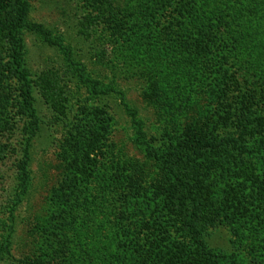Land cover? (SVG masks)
<instances>
[{
    "label": "rangeland",
    "instance_id": "1",
    "mask_svg": "<svg viewBox=\"0 0 264 264\" xmlns=\"http://www.w3.org/2000/svg\"><path fill=\"white\" fill-rule=\"evenodd\" d=\"M129 1L28 0L25 24L42 23L57 44L20 28L19 70L12 59L14 45L0 37V264H136L146 237L158 232L154 222L184 238L171 204L164 201V173L145 145L135 143L134 118L143 139L158 151L176 143L196 111L227 118V124L218 125L219 137L241 136L248 147L264 145V78L250 76L264 74L258 50L236 59L249 67L246 77L238 76L242 91L217 96L212 88L236 55L226 51L224 64H214L202 48L184 69L179 60L185 49L177 34L182 28L166 31L169 17L162 16L156 28L146 30L142 14H129ZM93 81L99 82V93L93 92ZM105 88L110 90L101 92ZM252 88L256 91L248 95ZM192 98L196 109L190 110ZM96 108L110 117L104 146L89 174H78L82 182L73 196L56 203L52 192L67 166L64 143L73 141ZM241 121L246 131H260H243ZM221 157L208 180L215 202L220 204L231 187L239 202L224 208L203 235L230 254L224 264H264V197L256 185L264 182V150H232ZM244 169L253 171V180L240 177Z\"/></svg>",
    "mask_w": 264,
    "mask_h": 264
},
{
    "label": "trees",
    "instance_id": "2",
    "mask_svg": "<svg viewBox=\"0 0 264 264\" xmlns=\"http://www.w3.org/2000/svg\"><path fill=\"white\" fill-rule=\"evenodd\" d=\"M127 4L131 7L129 14H142L145 18L143 21L146 30L156 28L160 23L159 17L162 16L169 17L166 31H170V28L173 30L174 27L182 28L177 34L181 39V47L185 49V56L182 54L179 60L181 66L185 65L184 69L190 63L197 61L202 48L204 52H207L205 49L208 50L210 57L213 55L214 64L220 61L224 64L223 58L226 51L231 56L236 55L232 57L234 63H230V66L224 69L216 81L217 85L212 88V92L216 91L217 96L221 94L225 96L230 90L242 91L243 86L238 76L246 77L249 67L236 59H243L245 52L253 56L254 48L259 52L257 57L261 59L264 57V0H130ZM168 7L172 10L169 11ZM9 8H12V12ZM28 10V0H0V37L14 45L12 59L17 70L21 65L22 43L16 34L20 28L27 26L30 30L42 35L47 44H57L51 31L42 23L25 24ZM9 11L11 17L9 21H6L5 17ZM178 16L181 17L178 18ZM147 32L150 33V31ZM243 44L246 45L244 50L241 48ZM190 47H193L194 54L190 52ZM240 50L242 52H239ZM181 73L187 75L182 67H180ZM20 74L25 75L23 71H20ZM263 75L259 76L256 72L250 73V76L259 79L264 78ZM185 78L184 82H186ZM85 80L91 82L87 78ZM244 81L246 82L245 79ZM98 83L93 81V92H100L96 89ZM109 90L105 88L101 89V92L106 93ZM255 91L256 89L252 88L248 95H252ZM195 95L194 92L190 98ZM189 100L187 106L191 110L195 108V98ZM27 104L30 106L29 101ZM127 110L131 116L135 115L132 109ZM196 112L197 116L187 122L176 143L159 151L143 139L140 121L133 119L137 125L135 143L145 145L147 156L152 157L157 167L164 173L166 178V187L162 192L164 201L168 205L171 204L170 212L179 220L178 229L182 230L184 237L183 239L175 238L173 231L154 222L153 228L158 232L155 236L146 237L147 242L142 245L145 248L141 247L142 252L138 254L136 264H224L223 262L230 258V254L210 245L206 236L203 235V228H207L210 223H213L214 218L220 216L221 212H225L224 208L228 209L231 203L235 201L238 203L239 199L233 197V194L237 195L234 187L227 188L221 203L217 205L214 199L215 191L208 180L213 170L222 162L223 154L228 155L232 150L240 153H257L264 150V145L248 147L241 136L239 139L232 135L219 137L218 125L227 124V118L219 115L212 116L213 119H211L204 111ZM90 114L92 117H88ZM105 114L106 111L101 108L94 109L87 114L77 132L72 135L73 141L64 143V146L69 148L64 156L67 166L62 173L59 186L52 192L54 202L61 203L62 200L72 197L82 179L77 178L78 174L83 172L80 174H85L84 178L89 174L91 162L101 152L104 146L103 141L109 132L110 117ZM241 122L243 131H249L250 129L246 131L247 123ZM256 124L262 126V122ZM255 130L256 132L250 131L254 134L260 131L256 128ZM253 176L251 169L249 171L244 169L240 175L245 180H253ZM256 185L260 195L264 197V182L260 181ZM234 209H237L236 203ZM169 227L174 225L170 224ZM80 245L82 246V243ZM237 263L233 260V264ZM25 264L42 263L29 260L25 261Z\"/></svg>",
    "mask_w": 264,
    "mask_h": 264
}]
</instances>
